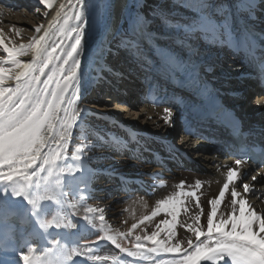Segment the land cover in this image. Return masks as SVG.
<instances>
[{
    "label": "bare ground",
    "instance_id": "bare-ground-1",
    "mask_svg": "<svg viewBox=\"0 0 264 264\" xmlns=\"http://www.w3.org/2000/svg\"><path fill=\"white\" fill-rule=\"evenodd\" d=\"M171 1L168 4H173L174 11L181 15L172 24L190 23L192 13L180 6V0ZM222 1L223 4L220 6L224 8L227 17V32L214 39L197 34V37L192 41V45L198 55L195 56L197 58L194 57L198 65V76L203 84L219 91L228 105L240 113L244 112L247 114L245 117L246 125L250 124L251 121L253 122L251 123L253 127L264 128V89L255 87L254 101L251 105H248V100L245 97H238L234 91L238 84L237 74L232 79L229 78L232 77V71L237 66H239L241 71L248 70V67L241 63L242 58H231V61L226 64V68L231 70V74L226 75L225 78L217 76L218 70L216 67L222 65V63L216 62L211 69L204 65V56L208 57V59L212 57L214 60L227 56L224 46L221 44L223 43L221 42L222 40L225 42L235 36L248 45V27L254 24L264 29V15H258V13L253 11L254 8L249 10L251 13L248 17L244 15L245 9L248 8L247 0ZM259 1L255 0L256 6L261 4ZM61 2L66 3L67 0H53L52 8L45 10L42 5H39L38 0H0V8L4 9L3 13L0 14V32L3 33L4 42L9 47L27 44L35 34V27L43 24L45 28H49L50 39L48 44L50 47L60 43L61 40L65 44H70L72 41L68 38L67 31L75 27L77 22L74 19L69 21V26L64 34L59 32L60 26L63 24V13L60 19L55 21L51 27L49 26V22L52 21ZM143 3L144 0H111V16L106 18L107 27L97 25L95 28L89 27L86 29V35L83 38L84 51L81 54L82 64L79 70L81 79L78 90L73 95V90L70 89L67 94L68 99H74L75 108L80 112L77 124L73 126L68 152L70 143L80 126H94L93 123H99L106 127L105 130L113 131L112 133L108 131L105 134L107 149L109 150L105 156L107 157L111 153L123 152L124 155L126 154V158L120 159L130 161L129 164L127 163L128 166L135 165L136 169H126L123 164L111 162L112 158L109 157L107 159L102 158L101 165L103 168L101 171H97L86 164L84 156H81V159L77 161L72 159L71 154L67 153L66 158L60 162V166L65 171L58 176L50 178V180L54 185L55 181L59 179L60 188L57 191L65 193L66 182L71 179L74 182L72 195L76 197L77 201L75 200L74 203L67 202L66 194L62 197L59 204L54 201H42L41 203L44 204L45 208L50 207L55 215L63 216L65 220L70 219L77 224V228L74 230L63 229L70 233L69 238L71 239L78 234L80 221L83 220L81 217L86 214L85 209L87 207L103 208L105 210L104 215L106 213L110 215L109 210L116 208L113 205L115 203L114 198L121 194V190L123 192L122 198L125 200L131 196L129 193L136 191L128 186H123L121 189V187L113 185L109 180L103 179L99 183L101 189L106 190L94 197V187L92 185L94 182L92 181L96 179L95 175L97 173L114 172L115 175L121 177L142 179L144 181H148L147 174L151 175L155 178L156 187H148V194L137 192L134 194V199L126 201L127 209L120 214L121 219L118 225L112 224L111 227L110 224H107L109 223L108 220L105 221L106 228L110 227L113 230H111V234H127L132 224H137L138 227L132 231V235L127 236L136 241L135 237L137 235L141 236V238L145 234L150 235L157 230L156 224L161 223L165 219L171 220V216L166 214L167 210L160 209L158 215L153 217L152 220H146L143 224L140 223L144 217L150 216L156 210L157 204L161 200L175 196L177 192L194 190L192 186L196 181H200L202 186L196 191L200 197V204L203 206L202 210L195 207L196 201L194 198L180 197L181 205L178 210L177 226L175 228L176 236L173 238V242H180L181 250H183L187 247L189 239L193 243L196 242L194 234L187 231L186 228L187 224L194 223L191 219L192 216L200 212L202 215L201 227L206 229L207 213L210 210L208 201L218 195L226 178L227 166L235 167V157L228 148L219 145V141L214 144L210 142L212 138H217L218 136L222 138V134L216 128L209 127L206 130L197 129L195 131L188 128L184 137L176 140L175 137L178 131L185 127L182 125V111H179L168 100L163 102L156 100V95L160 94V92H157V90L149 91L150 85L145 89L146 91L144 90L147 80H155L159 84L163 82L162 78L166 76L168 69L163 70L160 66L158 59H161V57L158 54V49L170 50L184 59H187V54L184 48L175 43L179 34L173 27L155 25L152 20L144 17ZM70 7L68 5L65 8V12ZM45 11H48L47 16L44 15ZM137 15L144 17L148 23L143 29V34L138 33L133 36V20ZM224 19V16L216 17L219 23H223ZM17 28L22 29L19 35L15 31ZM40 34H43V30ZM120 38L137 40L140 54L135 55L134 51H132V56L131 54L128 56L116 51L113 45ZM200 44H203V47H200ZM200 53L202 55H199ZM6 59L7 57L0 51V61H6ZM21 60L30 62L31 56L21 57ZM127 69H132L133 74L128 73ZM6 86H14V83L8 81ZM166 107L171 108L174 112L172 118L173 126L164 123L163 117ZM258 107L262 110H259ZM170 144H173L177 150L173 151ZM146 149L160 151L162 153V163L153 162L152 155L146 154ZM181 153L185 157L181 156ZM120 159L118 160L120 161ZM76 169L82 170L76 171ZM242 171L244 177L243 180L237 181V190L242 195H245L246 200L258 213L264 214V169L257 171L253 167L243 165ZM257 173H259L257 180L252 181V175ZM46 175V173L40 174V189L38 190L40 194H43L47 187L43 179ZM181 182H183V187H181ZM244 182L253 185L252 191L248 194H244L240 186ZM5 187L6 185L0 184V192ZM231 187L226 193L225 201L218 209V216L221 213L226 214L230 210ZM126 188L128 189L126 190ZM90 199L102 200L106 203L105 205H101L103 204L101 203L97 207L95 203L89 204ZM0 204H7L10 208L22 212V215L28 214L30 218L34 219L29 213L30 206L22 198L12 200L10 196L0 197ZM70 205H75V207H70ZM73 211L78 214L76 216L71 215ZM92 215L98 217L99 213ZM97 222H99L98 219L96 220ZM34 224H36L35 219ZM94 230L95 228L85 222V237H88V231ZM166 236L167 232L161 231V235L158 238L164 239ZM201 239H204V237H201ZM100 242L102 243L100 248L90 247L92 251L88 259L92 262L95 259L90 257H109V259L98 261H101L102 264H110L111 257H115L120 250L105 245L106 241L101 240ZM141 243L145 247H152L149 242L143 241V239ZM67 245L72 246L70 243H67ZM78 246L81 249L84 248L83 245ZM159 254H164L166 257L157 262H152L154 257ZM51 258L55 259L56 257L52 255ZM174 258H178L177 254L160 252L146 254L144 259L146 260L145 264H170ZM66 262L67 264H74L76 260L73 258V260ZM205 263L202 262V264Z\"/></svg>",
    "mask_w": 264,
    "mask_h": 264
},
{
    "label": "snow or ice",
    "instance_id": "snow-or-ice-1",
    "mask_svg": "<svg viewBox=\"0 0 264 264\" xmlns=\"http://www.w3.org/2000/svg\"><path fill=\"white\" fill-rule=\"evenodd\" d=\"M45 10L51 9L53 0H38ZM71 7L67 12L65 8ZM180 6L192 13L191 22L187 24H172L167 17H161L166 25L173 27L179 34L175 43L186 50L187 59L181 58L170 50L158 49V54L165 66L173 72H187L190 74L195 94L206 96V86H201L198 76V65L194 57L197 55L192 41L197 34L209 39L222 36L227 32V17L222 6L214 3V0H180ZM255 6V0H247L250 10ZM111 0H67L61 2L56 10L51 27L55 21L61 18L60 34H64L70 20L77 23L67 31L68 38L72 41L65 44L63 40L51 47L49 28L43 24L34 29V35L27 44L9 47L3 40L0 32V51L7 57L6 61H0V184L6 185L0 197H11L12 200L22 198L30 206V214L34 217L39 230L47 232L49 229L74 230L77 224L72 220H65L63 216L53 215L50 219L47 215H39L42 201H54L61 203L65 195L60 188L57 179L53 185L50 178L58 176L65 171L60 166L68 153V145L72 136L73 126L77 124L80 112L75 108L74 99H68L69 90H78L80 83V67L82 64V52L84 51L83 38L86 29L95 28L97 25L107 27L106 18L111 16ZM18 10V9H17ZM4 9L0 8V14ZM27 11V10H25ZM39 11V9H37ZM48 15V11L44 12ZM217 16H224L223 23L216 20ZM82 21V22H81ZM148 21L137 15L133 20L132 35L143 34V29ZM43 30V34L40 33ZM17 35L22 29H15ZM74 33V35H73ZM221 42H224L223 40ZM11 43V41H9ZM125 47H130L135 55H139L137 40L123 41ZM59 49V52H58ZM31 56L30 62H23L21 57ZM239 66H237V70ZM12 81L14 86H6ZM174 112L171 108L164 109V123L173 126ZM83 146L77 147L71 153L72 159L79 161ZM246 156L235 158V167L227 166L226 178L218 195L208 201L206 229L201 227L202 215L196 213L191 219L194 223L186 225L187 231L192 232L196 242L189 239L187 247L181 250L180 242H173L176 236L175 228L178 216L180 197H191L196 201L197 209L203 208L197 191L202 186L200 181L192 186L194 190L177 192L175 196L161 200L156 210L150 216L144 217L140 223L150 221L157 216L160 209L167 210L166 214L171 220L165 219L156 224V229L150 235L143 238L137 235L136 243L132 249H128L119 242L132 235V231L138 227L132 224L127 234H110V229L105 226L106 217L104 209L87 207L85 215L81 217L92 228H96V220L99 221V229L103 233L97 240L109 241L121 253L130 257L145 258L152 253H175L170 264H264V214L258 213L237 190V181L243 180L242 166L248 163ZM82 169H76L81 171ZM43 177L46 190L39 193L40 174ZM259 173L252 175V181H256ZM35 178V179H34ZM181 182V187H183ZM231 187L230 210L218 216V209L226 199V193ZM244 194L253 189V185L242 183L240 185ZM75 207V205H70ZM8 211L0 207V212ZM99 213L98 217L92 214ZM78 213L73 211L71 215ZM161 231L167 232L164 239H159ZM204 237V239H201ZM149 242L152 247H145L141 240ZM17 247L15 242L0 240V264H66V261L74 257L91 253L92 249L85 246H68L61 239H53L50 243L53 248L59 249V255L51 258L53 248L38 249L25 237L20 238ZM27 248V251L21 249ZM15 253L14 256L5 258L4 253ZM95 260L109 259V257H90ZM115 262L116 257H111Z\"/></svg>",
    "mask_w": 264,
    "mask_h": 264
},
{
    "label": "rangeland",
    "instance_id": "rangeland-1",
    "mask_svg": "<svg viewBox=\"0 0 264 264\" xmlns=\"http://www.w3.org/2000/svg\"><path fill=\"white\" fill-rule=\"evenodd\" d=\"M169 1H171V0H144V3H143L144 4V7H143L144 17L146 19L152 20V22L155 25L170 26V25H166L164 23V20L161 17L162 16L163 17H167V19L173 23V21L177 20L178 17H180L181 15L174 11L173 4H171V5L168 4ZM259 2H261V4L258 6V8L259 7L260 8H259V10H256V12L258 13V15H261V13L264 12V0H262V1L260 0ZM216 4L217 5H221V4H223V1L220 0ZM247 12H250L248 8L245 9V12H244V15L246 17H248L250 15V13H251V12L250 13H247ZM258 22H260V20H258ZM126 40L127 39H121V38L116 40L114 45H113V48L116 51L120 52V53H124V54L130 56V54H132L133 50L130 47H125V44L123 43V41H126ZM200 47H203V44H200ZM199 55H202V54L200 53ZM204 57H205L204 58L205 59L204 65L208 69H211L212 67H214V64L216 62L222 63V65H218L216 67L217 70H218L217 71L218 72L217 73L218 77L220 76L221 78H225L226 75H230L231 74V70H228L226 68L227 62H226V59L224 57L222 59L217 58V60L212 59V57L209 58V59L206 56H204ZM195 58H197V57H195ZM232 72H233L232 73L233 74L232 77H229L231 79L234 77V75H236V74L239 75L238 74V70L236 68H234V71H232ZM222 73H224V74H222ZM246 85H247V83H245L244 81H240V82H238L237 88H235L234 91L237 92L238 95L242 96V98L245 97L248 100V105H251V103L254 101V94L256 93L255 92V87L253 86L254 84L252 86H250V87H247ZM147 88H148L147 86L144 87V90L147 89ZM258 109L262 110L260 107H258ZM93 124H94V126H89V125L80 126L77 129L78 131H76V134H75L73 140L70 143V148H69L68 154H71L73 151H75V149L77 147L83 146V151L81 152L80 155L84 156L86 164H88V166L91 167L94 170L101 171V169L103 168V166L101 165L102 158H104V159L106 158L107 159L109 157L112 158L111 162H115L117 164H123L126 169L130 168L132 170H135L136 169L135 165H134L135 167L133 165L132 166L131 165L128 166L130 161L121 160L120 159V158H126L125 157L126 154L124 155L123 152L111 153V155H109L107 157L105 156L106 153L109 151L107 149L105 134H107L108 131L111 132V133L113 131L105 130L106 127L103 126L102 124H99V123H93ZM118 159H120V161ZM102 174H104V173L99 172V173H97L95 175L96 179H95L94 185H93V187H94L93 196L94 197L99 195V194H102L104 192V190H106V189H103V188L101 189V186H100V183H99L104 178ZM111 183L114 185L115 179H112ZM73 184H74V182L71 179H69L66 182V193H65V195L67 194L66 201L67 202H72V203H74L75 200L77 201L76 197H74L72 195V193L74 192L73 191L74 190ZM106 192H108V191H106ZM109 196H111V195H109ZM112 197H114V196H112ZM121 198H122L121 194L118 195L117 198H114L115 199L114 202L116 204L113 203V205L116 208H112L111 210H109L110 215L108 213L105 214L106 220H108V222H109L107 224H110L111 227H112V224L113 225H118L119 224L120 219H121V215L120 214L127 209L126 201H128L129 199L125 200V199H123V198L121 199ZM132 199H134V197ZM132 199H130V200H132ZM93 203H95V206L98 207L99 204L103 203L101 205H105L106 202H103L102 200L90 199L89 204H93ZM110 211L112 213H116V214H112ZM50 218H51V216H48V219H50ZM112 218H114V219H112ZM112 220H114V221H112ZM96 224H97V227L95 228V230L89 232L90 234L88 233L89 234L88 235L89 238L87 240L90 241V242H92V241L97 242L98 241L97 238L100 235L103 234L100 231V229H99V226H98L99 222H97ZM107 229H110V227L107 228ZM110 230H112V229H110ZM110 234H111V231H110ZM119 242L122 244V246H124L126 248H130V249L132 248V245L134 243H136V241H134V239H131V237H126V239H120Z\"/></svg>",
    "mask_w": 264,
    "mask_h": 264
}]
</instances>
